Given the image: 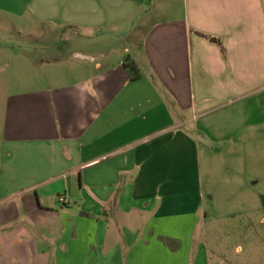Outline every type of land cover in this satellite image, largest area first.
<instances>
[{
  "label": "crops",
  "instance_id": "obj_1",
  "mask_svg": "<svg viewBox=\"0 0 264 264\" xmlns=\"http://www.w3.org/2000/svg\"><path fill=\"white\" fill-rule=\"evenodd\" d=\"M0 21V264H193L220 197L263 205L264 0H0ZM226 151L253 185H221Z\"/></svg>",
  "mask_w": 264,
  "mask_h": 264
},
{
  "label": "rangeland",
  "instance_id": "obj_2",
  "mask_svg": "<svg viewBox=\"0 0 264 264\" xmlns=\"http://www.w3.org/2000/svg\"><path fill=\"white\" fill-rule=\"evenodd\" d=\"M15 29L6 21H0V33ZM10 43L25 45L24 39L19 37L11 39ZM36 45L33 42L31 46ZM230 153L226 151L217 167L220 170L218 176L221 185L226 188L229 181L238 185L244 180L253 185V180L248 178V159L240 156L235 159L236 163H232L234 158ZM257 154L260 157V151ZM238 186L235 197L218 199L217 208L213 210L216 220L209 224L212 231L205 240L196 242L193 264H264V206L259 198L256 199L257 203L253 200L247 203L248 199L243 197L246 189ZM254 188L258 195L264 196V181Z\"/></svg>",
  "mask_w": 264,
  "mask_h": 264
},
{
  "label": "trees",
  "instance_id": "obj_3",
  "mask_svg": "<svg viewBox=\"0 0 264 264\" xmlns=\"http://www.w3.org/2000/svg\"><path fill=\"white\" fill-rule=\"evenodd\" d=\"M124 70L134 79L138 78L140 76V71L138 66L136 65L135 62L132 60L128 59L123 66ZM262 202L264 206V197H262Z\"/></svg>",
  "mask_w": 264,
  "mask_h": 264
},
{
  "label": "built area",
  "instance_id": "obj_4",
  "mask_svg": "<svg viewBox=\"0 0 264 264\" xmlns=\"http://www.w3.org/2000/svg\"><path fill=\"white\" fill-rule=\"evenodd\" d=\"M59 201H60V203H65L66 202V199H65V197H60L59 198Z\"/></svg>",
  "mask_w": 264,
  "mask_h": 264
}]
</instances>
